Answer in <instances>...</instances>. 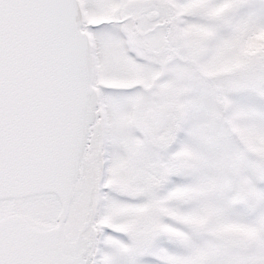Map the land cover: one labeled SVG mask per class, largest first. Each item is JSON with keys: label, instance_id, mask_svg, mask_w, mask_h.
Instances as JSON below:
<instances>
[{"label": "snow or ice", "instance_id": "1", "mask_svg": "<svg viewBox=\"0 0 264 264\" xmlns=\"http://www.w3.org/2000/svg\"><path fill=\"white\" fill-rule=\"evenodd\" d=\"M0 264H264V0H0Z\"/></svg>", "mask_w": 264, "mask_h": 264}]
</instances>
